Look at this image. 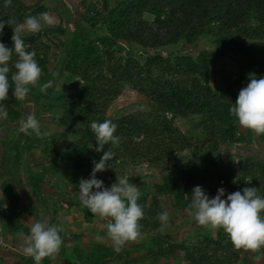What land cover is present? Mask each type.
<instances>
[{"label":"trees","instance_id":"obj_1","mask_svg":"<svg viewBox=\"0 0 264 264\" xmlns=\"http://www.w3.org/2000/svg\"><path fill=\"white\" fill-rule=\"evenodd\" d=\"M101 1L100 11L86 1L81 5L82 19L90 25L89 31L70 32L62 23L45 24L36 34L22 33L27 50H35L42 69L28 96L31 100L41 99L46 111L58 113L59 125L77 129L79 138L71 149L58 152L50 149L47 138L20 133L13 145L15 164L19 169L24 155L33 161L24 166L30 187L45 210L50 209L51 201L58 200L61 205L55 207L56 215L65 209V202L72 208V201L57 195L58 187L47 183L42 188L30 169L39 164L47 173L48 168L58 171L71 163L70 182L79 196V181L90 177L93 161L103 155V151H95L90 125L110 119L117 125L114 134L120 137V143L105 145V150L113 151L115 157L112 169L97 173V178L110 187L116 176L123 177L133 167L146 166L163 174V180L141 183L153 193L149 197L141 192L138 199L144 210L140 234L150 236L152 241L143 255L133 257L128 250L116 252L110 245L91 243L85 248L77 246L71 255L63 253L62 260L75 257L76 264H158L181 256L185 264H239L248 253L259 250L264 256V246L255 250L235 248L222 228L216 236L206 234L193 243L172 242L169 234L162 233L167 226L157 219V214L165 211L161 198L172 197L174 206L186 211L189 195L197 185L210 197L219 188H224L227 195L245 187L257 188L258 194L264 196V160L252 154L237 160L224 156L226 147L246 142L229 108L249 82L250 73L264 76V0H118L114 5L109 0ZM42 12L40 4L29 6L24 0H12L5 7L4 0H0V17L5 21L0 41L12 48L15 23ZM9 18L14 21L12 26L7 24ZM207 38L213 48L200 51L196 57L174 50L177 45L193 46ZM138 49L143 53H136ZM54 50H59L60 56L56 55L51 71ZM225 58L233 60L237 75L234 80L227 78L225 89L217 92L211 86L213 66ZM15 59L14 55L10 65ZM128 89L146 100V109L118 118L108 116L114 102ZM21 101L12 92L0 102L9 113L6 120H0V130L23 117ZM184 119L196 120L186 132L178 126V121ZM257 137L264 146V134ZM189 158L196 162H188ZM1 179L0 191L8 202L6 208H0L3 229L10 234L28 235L22 214L29 205L24 206L21 180ZM33 209L30 207L31 213ZM96 220L107 222L85 207L82 222L90 225ZM50 225L58 227L62 239L67 237L55 217ZM100 234L108 239L104 228ZM51 257L44 258V264H51Z\"/></svg>","mask_w":264,"mask_h":264},{"label":"clouds","instance_id":"obj_2","mask_svg":"<svg viewBox=\"0 0 264 264\" xmlns=\"http://www.w3.org/2000/svg\"><path fill=\"white\" fill-rule=\"evenodd\" d=\"M12 0H4V6ZM48 12L37 16H28L23 22L15 23L11 37L13 47H7L0 41V102L6 100L9 88H13L16 100H23L40 79L42 69L38 65L35 50H27L22 33H38L45 24H52ZM9 18L7 24L13 25ZM5 21L0 17V36L3 35ZM15 55L14 63L10 65ZM248 83L239 91L235 103L229 108L240 126L264 134V76L248 75ZM8 110L0 103V120L8 118ZM170 115V116H169ZM171 113L167 117L171 118ZM18 132L41 135L40 122L35 115H27L19 120ZM90 128L94 134L95 151H103L99 161H93L90 177L79 181V202L91 214L107 222L104 224L106 237L112 242L113 250L119 252L129 241H135L140 235L139 221L144 217L143 207L138 203L140 189L129 182L127 177H117L110 187L97 178V173L112 169L115 153L105 150V145L116 146L120 137L115 135L117 125L110 119L103 122L93 121ZM190 203L185 209L199 226L222 228L237 249L255 250L264 246V196L258 189L245 187L240 191L228 193L224 188L217 189L214 197L199 185L192 189ZM226 196V198H225ZM0 208H6L4 196L0 194ZM162 226L168 225L166 211L157 214ZM63 243L60 231L55 225L46 226L35 222L24 238L23 253L34 264H42L46 257L56 254Z\"/></svg>","mask_w":264,"mask_h":264},{"label":"rangeland","instance_id":"obj_3","mask_svg":"<svg viewBox=\"0 0 264 264\" xmlns=\"http://www.w3.org/2000/svg\"><path fill=\"white\" fill-rule=\"evenodd\" d=\"M25 3L29 6H35L36 4H40L43 8V12H48L50 17L52 18L51 25H60L64 23V27L68 28L70 32H83L84 30H90V25L84 22L82 19L83 9L81 5L87 2V4H93L97 10H101L103 7V2L101 0H24ZM112 5H114L118 0H109ZM84 2V3H83ZM92 31V30H91ZM26 34H36V33H27ZM92 33V32H90ZM213 48V44L211 43V39H203L198 41L195 45L189 46L186 44L177 45L174 48L177 52H182L183 54H190L192 57H196L197 54L202 50H211ZM54 55H52L51 62L53 66L51 67V71L54 70L56 64L57 54L60 52L59 50H54ZM136 53H143L141 49L135 50ZM134 51V52H135ZM163 55H166L164 52ZM60 56V54H58ZM58 68H56L57 70ZM213 69L215 74L211 80V86L217 92H221L225 89V81L227 78H231L234 80L237 75V68L234 65V62L230 58H225L217 62ZM55 70V71H56ZM57 72V71H56ZM56 75V74H55ZM62 83V81H59ZM75 88L77 89L80 82L75 83ZM13 90H9L8 95H12ZM30 96H26L22 102V112L23 117L27 115H35L40 122V130L42 139L47 138L48 142L51 143L50 149L58 152H64L66 150L71 149L73 143L77 138H79V134L77 133V129L67 130L59 125V115L58 113H50L46 111L45 106L43 105V101L39 100H31ZM147 107L146 100L139 95L138 93L125 90L123 94L114 102L110 110L108 111V116L113 118H118L123 115L130 114L132 112L138 110H144ZM196 123L195 119H184L178 121V126L186 132L187 129L192 127V125ZM19 123H13L7 126L5 129L0 130V177H3L4 180H10L12 178L16 180H21V194L23 197L24 206L29 205L27 209L23 212H27L26 215L23 213L22 217L24 221L27 220L28 217L37 216V219L40 222L44 223L46 226L50 225V222L53 220V217L60 222V229L67 232V237L64 241V253L71 254L73 247L79 246L80 248H85L91 243H96L101 241L106 245L112 246V242L109 239L104 238L100 234V230L104 228V223L100 220H96L94 224L86 225L82 222V211L85 207H83L78 199V196L74 192L73 185L70 182L71 172H72V164L67 163L62 165L58 171H52L48 168L47 173L43 172V167H40L38 164L37 167L31 168L30 171L32 175L38 177L41 182L42 188H44L47 183H51L52 186L58 187L57 195L59 197H63L68 201H72L73 207L69 208L67 203L65 202V209L59 210L56 215L55 207L61 205V202L51 201L49 203L50 209L46 207L39 201V197L37 194L33 193L32 188L30 187L28 180L29 175L27 176V168L25 167L27 164L32 165L33 161L29 156H23L22 161L20 162V167L15 164V153L16 150L13 148V145L18 140V136L20 132H18ZM241 133L244 134L246 142L241 145H235L231 147H226L224 150V156L226 159H240L246 157L249 154H252L253 157L260 158L264 160V146L259 142L257 134L247 128L240 127ZM42 147H45V144L42 143ZM40 151H38L39 153ZM5 156H3V154ZM185 157L188 159L189 155L185 154ZM191 160H187L188 162L195 163L196 161L192 158ZM25 165V166H24ZM28 177V178H27ZM123 177L132 178L129 180L130 183L135 185L141 192L146 193L147 195H152V191L149 186H143V182L146 181H157L162 182L163 174L148 169L146 166H137L131 168L128 173H126ZM3 181V179L0 180ZM20 190V191H21ZM5 198L4 203L8 204L5 195L0 191ZM2 199V197H0ZM57 199V198H56ZM163 208L168 213L169 220L167 228L162 233L169 234L172 242H187L193 243L202 239L206 234L216 236L219 232V228H211L206 226H199L193 217H191L187 211H180L174 206V200L172 197H163L161 198ZM48 206V205H46ZM30 207H33V211L31 213ZM37 209V210H36ZM65 211V212H64ZM73 215L74 223H71V220L61 217V214ZM66 221V225L64 224ZM2 223V222H1ZM3 224H0L2 226ZM75 231V233H72ZM80 238H79V237ZM228 236V235H227ZM151 237L148 235L140 234L139 237L135 241H129L125 245L121 247L119 252L130 251L133 257H138L143 255L147 249L150 248ZM113 247V246H112ZM3 252V251H2ZM4 254V252H3ZM1 255V253H0ZM78 262V261H76ZM264 264V256L258 250L255 253H248L243 256L242 261L239 264ZM70 264H72L70 262ZM110 264H125L120 261L112 262ZM149 264V263H144ZM158 264H185L181 260V256L177 259H169L160 261Z\"/></svg>","mask_w":264,"mask_h":264},{"label":"crops","instance_id":"obj_4","mask_svg":"<svg viewBox=\"0 0 264 264\" xmlns=\"http://www.w3.org/2000/svg\"><path fill=\"white\" fill-rule=\"evenodd\" d=\"M69 212L70 211H67L68 215L61 214L60 216L63 218L67 217V219L71 220L70 224H73L75 217L71 214L69 215ZM23 213L26 215L27 212H23ZM22 220H23V217H22ZM27 220H29V221L23 220V225L26 228H28L30 231L31 226L35 222H38V219L36 218V216L31 215V217H28ZM60 222L61 221H59V223ZM0 224H2L1 221H0ZM64 224L66 225V221ZM72 233H75V231H72ZM26 236L27 235H24V234H10V233L4 231L3 225L0 226V253H1L0 264H34V261L30 257H26L23 253L24 238ZM62 240L64 243L65 239H62ZM63 243L61 245L60 250L56 254L52 255L51 264H70V262L72 264H76L77 262H76L75 257H74V260H72L73 258L71 260H68L65 262H64V260H62L63 259L62 254L64 253V247H63L64 244ZM96 243H101V241L96 242ZM75 248H76V246L73 247V249H72L73 253L75 251ZM2 251L4 252V254ZM42 264H44L43 261H42Z\"/></svg>","mask_w":264,"mask_h":264},{"label":"built area","instance_id":"obj_5","mask_svg":"<svg viewBox=\"0 0 264 264\" xmlns=\"http://www.w3.org/2000/svg\"><path fill=\"white\" fill-rule=\"evenodd\" d=\"M170 116V115H169Z\"/></svg>","mask_w":264,"mask_h":264}]
</instances>
